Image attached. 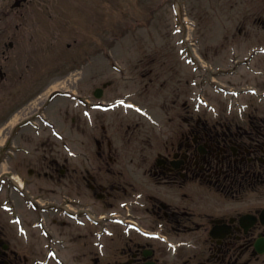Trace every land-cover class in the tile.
<instances>
[{"label": "flooded vegetation", "instance_id": "1", "mask_svg": "<svg viewBox=\"0 0 264 264\" xmlns=\"http://www.w3.org/2000/svg\"><path fill=\"white\" fill-rule=\"evenodd\" d=\"M37 1L0 0V86L19 85L34 66L36 24L27 14ZM255 87L261 104L246 100L243 107L232 103L228 109L227 103L225 111L207 119L186 118L187 127L180 125L155 156L141 161L121 159L117 146L105 144L110 137L104 127L93 175L89 169L67 171V189L81 186L80 176L74 175L80 172L95 198L83 199L75 209L85 224L63 223L59 239L68 251L65 264H264L255 243L264 236L258 217L264 203L261 75L255 76ZM134 167L144 175H135ZM190 184L193 189L185 190ZM124 201L126 208L121 207ZM87 212L105 219L94 225L86 220ZM251 214L257 218H243ZM118 216L125 225L115 223ZM127 222L159 230L167 239L146 238L132 229L126 234ZM105 229L111 236L98 238ZM9 255L0 247V264H12Z\"/></svg>", "mask_w": 264, "mask_h": 264}, {"label": "rangeland", "instance_id": "2", "mask_svg": "<svg viewBox=\"0 0 264 264\" xmlns=\"http://www.w3.org/2000/svg\"><path fill=\"white\" fill-rule=\"evenodd\" d=\"M176 1L181 2L186 8L189 18L198 23L199 27L192 29L193 33L200 38V45L197 48L201 49L198 53L203 55L205 62L222 64L225 55L229 54L231 44L246 49L264 39V29L256 21V17L264 11V7H260V0H54L53 4H49V8L45 6L36 8L38 11L34 20L37 21V33L36 40L33 42L36 44L34 49L36 61L34 66L26 71V78L21 81L24 84L19 83V86L25 87L21 88L23 90L19 95L20 103L18 106L15 102L18 103L19 100L8 103L12 100L14 92L12 96L4 99L0 92V145L3 142L11 146L14 143L23 144L22 146L31 150V158L26 157V153L17 152L20 160L15 164L16 157L13 154L9 157L8 151H3L0 154V158H4L0 160V162L3 161L0 164V173L21 170L26 174L30 166H36L39 167L38 172L43 176L45 170L42 169L49 165V152L52 153L54 150H59L58 160L63 161L62 154L65 151L60 148V141L50 132L49 141H47L49 130L45 129L39 134L29 126L24 128L18 136L19 126L11 132V125H8L14 120L12 116L15 114L16 119L22 121L28 113L37 109V106L45 101V96L39 95L45 90H50L54 85L63 84L67 85L68 89L91 94L94 87L102 86L104 82L111 80L113 85L107 88L110 95L106 98L107 100L112 99L116 92L120 96L129 91L137 94L143 81L141 70L147 68L149 63L145 61V55L149 54L155 57V62L153 60L149 68L153 67L154 73L161 75L157 79L170 77L171 74H173L172 77L179 78L173 69L179 71L181 75L179 81H183L180 82L183 86L181 102L189 96V92L198 90V87L195 88L190 83L185 84V80L190 81L195 75L191 73V67L180 59L177 52V40L180 35L174 33L173 29L175 21L173 4ZM237 32L239 35H234ZM227 35L230 40L225 39ZM24 42L25 45L29 44L28 39ZM225 42L226 45H224ZM23 61H25L24 58ZM112 62L124 70H116ZM48 69L49 74L46 73ZM241 69L244 70V68ZM245 73L244 70L242 74ZM228 79L238 82L240 78L221 76L219 80ZM48 84L49 87L46 88ZM34 85L33 94L38 95L33 97L34 100L31 103L29 100L32 97L28 98V95ZM6 88L0 87L4 96ZM164 96L166 98L164 92H157L154 89L149 93L140 95L138 93L133 100L149 104L153 111L161 115ZM68 101L67 98L59 99L57 107H50L49 115L55 117L58 124L68 128L73 137V146L77 150L84 148L80 139L83 138L82 134L86 136L87 144L91 143L93 147L94 142L88 138L93 130L87 128L84 118V123L77 119L82 127L77 120L73 122L72 117H79V110ZM8 104H11L12 108L17 107L13 114L6 113L5 106ZM116 120L119 121V117H116ZM78 127L85 128L81 136L77 132V130L80 131ZM7 139L8 141H5ZM51 161L54 160L51 159ZM35 184L39 191L42 190V186L47 189L49 187V193L45 190L47 197L58 195L59 198L60 188L56 181L39 178L38 173ZM37 187L30 185L33 191L39 192ZM32 190L31 192L34 193ZM39 194L43 195L42 192ZM1 199L0 194V202ZM3 215L7 216V214ZM4 222H7V217Z\"/></svg>", "mask_w": 264, "mask_h": 264}, {"label": "bare ground", "instance_id": "3", "mask_svg": "<svg viewBox=\"0 0 264 264\" xmlns=\"http://www.w3.org/2000/svg\"><path fill=\"white\" fill-rule=\"evenodd\" d=\"M56 87V86H55Z\"/></svg>", "mask_w": 264, "mask_h": 264}]
</instances>
